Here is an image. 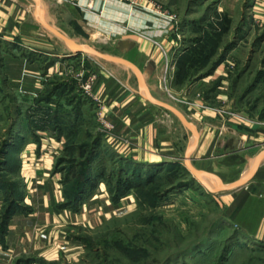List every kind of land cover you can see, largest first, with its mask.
Here are the masks:
<instances>
[{
	"label": "crops",
	"instance_id": "obj_1",
	"mask_svg": "<svg viewBox=\"0 0 264 264\" xmlns=\"http://www.w3.org/2000/svg\"><path fill=\"white\" fill-rule=\"evenodd\" d=\"M53 1L40 0L48 23L62 28L57 19L66 24L76 19L83 28H90L93 41L101 37L112 42L113 55L135 63L155 96L164 92L161 80L170 58L168 74L171 86L175 85L177 61L182 54L178 52L181 34L176 31L173 15L163 13L153 0H140L141 6L124 0H68V5L56 0L62 3L59 7ZM37 6V0H0V49L8 44L7 50L1 49L0 72L33 97L52 77H68L69 66L84 57L54 48ZM250 12L254 22H264V0H253ZM23 48L29 50L23 52ZM43 56H47V63ZM227 66L219 63L211 74L189 81L186 89L176 90V107L185 113L198 137L172 112L150 104L130 78L121 79L116 71L99 70L94 89L107 102V118L113 127L108 143L115 156L127 163V175L135 168H160L166 172L183 159L187 161V156L192 162L205 160L222 143L225 147L230 145L229 134L236 126L247 128L255 141H264V107L237 108ZM17 124L16 155L22 196L20 208L0 230V264L77 260L83 250L79 230L94 229L120 211L134 208L138 201L136 190L130 188L115 200L109 176L105 175L88 194L71 199L55 156L65 143L64 136L57 135L51 123L39 124L26 115ZM260 163L261 160L244 185L215 190L213 195L225 219L245 235L264 243V166ZM251 167L239 178L246 177ZM212 185L225 184L214 181ZM2 209L0 199V215Z\"/></svg>",
	"mask_w": 264,
	"mask_h": 264
},
{
	"label": "rangeland",
	"instance_id": "obj_2",
	"mask_svg": "<svg viewBox=\"0 0 264 264\" xmlns=\"http://www.w3.org/2000/svg\"><path fill=\"white\" fill-rule=\"evenodd\" d=\"M153 1L163 13L173 15L178 26L176 31L181 34L178 52L190 54L204 47L205 51L199 58V65L191 69L195 71L203 65L200 71L173 87L168 74V88L162 81L164 92L157 96L151 92L152 95L177 106L179 95L176 90L186 89L189 81L198 80V76L208 73L223 59L228 65L231 95L237 108L244 105L264 107V22L257 23L251 18L253 0ZM53 2L58 7L62 4ZM63 3L71 2L64 0ZM229 18L230 22L227 21ZM57 21L62 27L58 29L80 43L113 54L112 42L101 40V37L93 41L89 37L90 28H83L76 19L68 24ZM45 33L52 36L55 49L71 52L67 43L51 30L47 28ZM4 46L2 51L7 50L8 44ZM28 50L25 48L23 52ZM79 56L84 57L69 66L68 77H52L35 97L27 94V90L15 87L16 84L0 72V186L7 185L5 190L0 188L3 207L9 203L4 197L10 199L22 193L16 150L12 146L4 150L3 146L5 141H11L13 127L23 116L30 111L34 116L37 114L38 104L51 109V124L57 135L64 136L65 143L55 156L57 170L63 175L68 192L74 190L85 170L84 163L92 154L95 155L92 162L95 174L103 172L111 177V188L118 178V171L125 161L115 156L108 143L113 128L103 129L95 103L82 84L89 76L95 74L97 77L99 70L108 69L116 71L121 79L130 78L142 93L139 78L122 63L92 53H79ZM194 56L199 57L197 53ZM43 58L47 63V56ZM249 133L247 128L236 126L229 134L230 145L225 147L222 143L209 158L191 161L203 170L199 174L193 172L184 159L170 172L160 170L155 180L135 192L138 201L134 208L120 211L99 227L79 230L83 237L79 241L82 252L77 260L67 259L58 264H264V243L245 235L222 216L221 206L212 190L214 181L226 184L230 179L245 175L255 157L264 150V141H255ZM82 150L84 155H81ZM260 165L264 166V157Z\"/></svg>",
	"mask_w": 264,
	"mask_h": 264
},
{
	"label": "trees",
	"instance_id": "obj_3",
	"mask_svg": "<svg viewBox=\"0 0 264 264\" xmlns=\"http://www.w3.org/2000/svg\"><path fill=\"white\" fill-rule=\"evenodd\" d=\"M228 22L231 21V19H227ZM228 29L225 28V31ZM205 51V47L201 48L200 50L194 51V52H190V54H184L182 53L180 55V57L178 58L177 61V66H176V71H175V83H184L185 81H187L188 78H190L193 74L195 75L198 71H200L203 67V65H200L196 68L195 71H191L192 68L196 67L197 65H199V58L201 55H203ZM198 54L199 57L195 58V54ZM223 62V59L219 60L215 66H212V69L206 73L203 74L202 76H205L207 74H210L215 67L217 66V64ZM202 76H198L199 78H201ZM37 110H36V115H32L34 112L30 111V114L27 115V117H29L31 119V121H35L38 122L39 124L42 123H51L50 120V111L51 109H49L47 106H41L40 104L37 105ZM32 113V114H31ZM15 126V125H14ZM13 138L10 140L5 141V144L3 146V149L6 150V148L8 149V147L12 146L15 148V150L17 149V141H16V126L13 127ZM10 141V142H9ZM97 143V142H96ZM85 151L82 150L81 155H84ZM95 159V155H90V157L88 158V160L85 161L84 164H86L85 170L83 171V173L79 176V180L77 185L75 186L74 190L70 193L68 192V195L71 199H79L82 196H85L86 194H88L96 185L98 179H100L101 177H105L103 172H100L99 174H95V171L93 170V165L92 162ZM123 160V158H121ZM121 160V161H122ZM176 166V164L172 165L171 168L167 169V172H170L174 169V167ZM177 167V166H176ZM162 169H140V168H135L132 170V172H130V174L127 175V163L123 162V166L121 167L120 171H118V175H117V179L113 185V187L111 188V190L113 191V197L115 200H118L119 197H121L128 189L130 188H134L136 190V192H138L140 189H142L143 187L146 186V184L148 182H151L152 180H155L156 177H158L159 172ZM165 172V171H164ZM107 177V176H106ZM109 178V182L111 185V177ZM64 180V179H63ZM68 183V182H67ZM185 184H179V186H184ZM7 187V185L2 184V186H0V188L4 189ZM11 196V195H10ZM22 196V193L20 194L19 197H11L9 199V197H4V201L7 200L9 201L7 206H4L0 215V230L2 231L6 224H8V220L11 217V215L20 208L19 205V200ZM71 201L68 202V204H70ZM5 205V204H4ZM42 264H48L46 262H43ZM51 264H58V263H51Z\"/></svg>",
	"mask_w": 264,
	"mask_h": 264
},
{
	"label": "water",
	"instance_id": "obj_4",
	"mask_svg": "<svg viewBox=\"0 0 264 264\" xmlns=\"http://www.w3.org/2000/svg\"><path fill=\"white\" fill-rule=\"evenodd\" d=\"M37 11L39 12L40 15V19L43 22V24L49 29L51 30L53 33H55L57 36H59L65 43H67L66 45L68 46V48L70 49L71 53H75V54H84V53H92L95 54L105 60H110V61H116L119 63H122L126 66H128L129 68H131L139 81V86L142 90V94L143 96L148 99L150 102L157 104L159 106H162L168 110H170L172 113H174L178 118H180L182 120V122L189 127L191 130H193L194 134L196 135V137H198V133L197 130H195V128L193 127V125L191 124V122L187 119V117L184 115L185 113H183L178 107H176L175 105H173L172 103L166 102L164 100L158 99L156 97H154V95H152L149 86L147 85V82L143 76L142 71L140 70V68L133 63L132 61H130L127 58H124L122 56H117V55H113L111 53H106L103 52L101 50H98L97 48L93 47L92 45H86V44H82L78 41H75V39L71 36H69L68 34H66L65 32L61 31L60 29L56 28L55 26L51 25L50 23H48L45 18H44V11L43 8L40 6V0H37ZM208 75V74H207ZM206 75V76H207ZM195 144V143H194ZM192 144L188 150V155L189 152L191 150V148L193 147ZM264 157V150H262L257 156H256V160L253 164V166L251 167L248 175L246 177L243 178H239L237 180H234L232 182H229L225 185H222L220 187L216 186L214 188H212L213 191L215 190H220V189H230V188H235L241 185H244L246 182H248V180L251 178V176L253 175L256 167L258 166L261 158ZM187 163L189 168L199 174L200 172H202L201 170L197 169L193 163H191V160L189 158V156H187Z\"/></svg>",
	"mask_w": 264,
	"mask_h": 264
},
{
	"label": "built area",
	"instance_id": "obj_5",
	"mask_svg": "<svg viewBox=\"0 0 264 264\" xmlns=\"http://www.w3.org/2000/svg\"><path fill=\"white\" fill-rule=\"evenodd\" d=\"M131 5L133 6H141L140 5V0H127ZM167 64V70L164 72L163 76H162V80L163 84L165 85V88H168V68L170 66V58L167 59L166 61ZM96 75H92L89 76L88 79H86L84 81V83L82 84L83 88L85 89L86 93H88V95L92 98L93 102L95 103V108H96V113L98 115V118L101 122V126L103 127V129H110L113 128L112 124L110 123V121L107 118V102L106 100L100 96L99 94H97V92L94 89V82L96 80ZM168 90V89H167Z\"/></svg>",
	"mask_w": 264,
	"mask_h": 264
},
{
	"label": "bare ground",
	"instance_id": "obj_6",
	"mask_svg": "<svg viewBox=\"0 0 264 264\" xmlns=\"http://www.w3.org/2000/svg\"><path fill=\"white\" fill-rule=\"evenodd\" d=\"M255 160H256V157H255V159H254V161H253V164H254Z\"/></svg>",
	"mask_w": 264,
	"mask_h": 264
}]
</instances>
